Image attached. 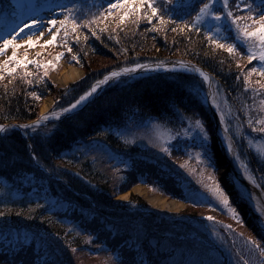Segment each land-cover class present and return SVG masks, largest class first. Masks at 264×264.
Listing matches in <instances>:
<instances>
[{
	"label": "trees",
	"instance_id": "1",
	"mask_svg": "<svg viewBox=\"0 0 264 264\" xmlns=\"http://www.w3.org/2000/svg\"><path fill=\"white\" fill-rule=\"evenodd\" d=\"M18 1L0 0V15L4 14L0 17V31L13 26L19 12L29 8L17 9V15H13L7 6ZM37 1L36 10L49 2L74 7L78 23L99 16L108 6V0ZM206 2L155 0L159 15L169 21L163 25L156 17L151 22L145 18L149 12L146 7L129 15L122 24L118 23V16L124 9L113 10L106 20L97 21L91 28L81 24L76 32H72L71 25L66 28L59 25L55 42L39 51L44 53L26 55L36 63H24L12 74L7 71L11 63L0 68L3 75L0 125L21 124L37 118L38 105L44 96L53 99V110L62 108L106 73L121 66L154 60L190 61L209 73L236 144L238 161L264 192V133L253 131L264 127V123H255L264 121V87H261L264 76L258 72L249 75L251 68L259 70L264 62L247 59L248 46L258 41H245L227 18L219 22L224 29L219 42L235 44L237 51L233 54L207 39L205 32L217 24L211 17L199 25V33L181 31ZM246 3L253 6L252 14L258 19L259 0H229V10L234 16H246ZM214 8L223 12V0H216ZM238 23L243 26L251 21ZM105 25L106 30L101 31ZM15 51L18 59L25 57V52L20 54L17 48ZM59 53L63 55L56 61L54 57ZM49 61L54 67L43 66ZM61 61L71 62L84 71L80 81L65 89L56 88L45 75L59 69ZM15 72L18 74L14 75ZM32 93L40 98L36 99ZM196 120L201 121L208 136L214 133L201 80L174 74L115 80L69 119L28 130L25 137L16 130H8L0 138V212L5 213L0 223L51 236L58 246L60 264H131L130 258L138 248L145 264H192V261L224 264V254L229 264H243L241 254L249 264H264V257L258 251H248L252 247L247 243L250 239L264 244V231L261 228L252 231L243 218L238 206L243 201L241 195L225 191L230 206L240 214V221L219 200L207 196L212 193L208 185L213 183L208 177L214 176L216 180L217 166L213 160L209 163L208 157H202L204 163L196 159V153L203 152L198 147L202 134L195 127ZM154 124H160L175 136L182 130L189 134L185 136L183 132L181 138L166 142L171 154L163 151L153 154L147 151V145L141 147L140 143L149 136ZM207 144L209 150L213 149L211 142ZM33 154L38 161L32 159ZM137 183L184 201L188 207L168 213L154 209L135 194L126 202L115 200L118 193ZM198 194L207 196L202 198V204L197 202ZM37 204L42 207L37 208ZM29 214L32 219L26 218ZM208 216L214 219H206ZM207 231H211L213 240ZM168 240L179 252L166 247ZM215 244L223 246L224 254ZM163 245L165 248L161 250ZM11 259V254L0 246V264Z\"/></svg>",
	"mask_w": 264,
	"mask_h": 264
},
{
	"label": "snow or ice",
	"instance_id": "2",
	"mask_svg": "<svg viewBox=\"0 0 264 264\" xmlns=\"http://www.w3.org/2000/svg\"><path fill=\"white\" fill-rule=\"evenodd\" d=\"M215 2L216 0H207L206 3H203L202 6L199 8V11L197 12L196 16L193 17L192 22L186 23L184 27L180 30L184 31L185 29H188L194 30L199 33L201 31L199 25L205 21L206 17H211V19L213 21H216L217 24L213 27H210L205 32L207 39L210 41V43L216 45V47L224 48L229 54H233L237 51V46L235 44H225L219 42V40L222 38L220 34L222 31H224V29L220 26L219 22L222 19L227 18L231 22V24L236 26L239 35L242 36L245 41L251 39L258 41V44H250L248 46V61L251 62L254 59H259L261 62H264V14H260L261 12H264V0H259V12H257L258 19L252 14L253 6L251 4H245V7L248 9V15L240 17L234 16L233 12L229 10V0H223V12L214 8ZM57 7H59L63 18L60 20L49 19L47 21V24L49 26H55L59 24L60 28H66L68 25H71L72 32H76L77 28L80 27L81 24L85 28H91V26L97 21L101 19L106 20L109 15L113 14V10L119 9H124L123 13L118 16V23L120 24H122L129 15L139 13L142 7H146L149 10V12L145 13V18L149 22L152 21L153 17H156L161 25L169 23V21L165 20L163 16L159 15V9L155 6V0H115V2H112V0H108L107 8L103 9L100 12L99 16H93L91 19L81 21L80 23H78L77 21L74 7L69 8L65 5H58ZM17 9H21V5L10 3L7 6V10H10L13 15H17ZM20 14H22V12ZM138 19L139 16L137 17V21ZM241 20L251 21V24L245 23L243 26H241L238 23ZM172 22L174 23V21ZM37 23L38 21L33 19L32 25L25 24V27L35 26ZM106 27L107 26L105 25V28H102L101 31L106 30ZM250 27L251 31L248 30ZM49 30L51 32V28ZM59 30L60 29H57L56 32H51V39L45 40L44 45L53 44L56 40V36ZM172 30L177 31L176 28ZM22 31L23 29H21V32ZM41 35H43V33H41ZM67 35L68 32L65 31V36ZM92 35H96L95 30L92 31ZM223 38L226 39V37ZM15 39V36H13L12 39H4L3 45L0 46V54L5 53L9 46H11L13 49L12 54L7 57V60L0 62V68H2L3 65L9 63L12 64V67H9L7 69L8 74H12L15 71L16 67L22 66L24 63H36V61H29L27 59V56L23 57L22 59L17 58L15 49L19 48L20 45L14 43ZM85 39H87V37H85ZM25 43L29 47L35 46L32 40L25 41ZM44 45H42V47ZM65 47H67V45H65ZM68 51L71 52V48H68ZM62 55L63 53H59L54 57V59L56 61H59ZM73 60L79 63V59L76 56H73ZM48 65H52L54 67L52 61L47 62V65L43 66L47 67ZM160 66L161 65L159 64L157 65V67ZM144 67H149V65L135 64L133 67H124L120 68L119 70H112L108 72L106 75L103 76L102 79L95 81L87 91H85L82 95L79 96L78 99L75 100L74 103H71L67 107L62 108L59 113L52 112L51 115L56 116L57 119H59L63 113H71L79 105L87 101L89 97L93 96V94L96 93L102 85H105L109 81L121 77L122 74L134 73L137 69ZM195 71L199 72L200 76L203 77L204 81H209V76L203 71H200V69H195ZM257 72L259 75L264 76V67L259 70L256 68H251L249 71V75ZM28 75H31V73H28ZM45 75H47V72H45ZM0 79H3V75H0ZM247 82V77H245V83L247 84ZM261 87H264V84H262ZM32 95L36 99L40 98L36 95V93H32ZM48 118V115H43L38 118V120L33 125H19L18 127L35 129L40 125L41 121L48 120ZM255 123L262 124L264 123V121L258 120ZM195 127L199 129V133L202 134L198 147L203 150V152L196 153V159L199 163H204L205 160L202 157H208V162L210 163L211 156L207 144L208 134L205 131L200 120L195 121ZM253 131L264 133V127L254 128ZM6 132L7 128L4 125H0V133ZM188 134V131L185 130L184 135L187 136ZM179 135L180 134L177 133L176 136L171 137V139H177L179 138ZM160 150L165 153L171 154L170 148L167 146L161 147ZM229 151H231V145H229ZM32 159L38 161V157L35 156V154H33ZM208 179L213 181L212 184L208 185L209 191H211L213 196L216 197L219 202L225 208L228 209L229 213L234 219L240 221V214L238 213L236 208L230 206L229 196L226 195L225 190L221 188L220 183L215 180L214 176H209ZM249 179H251V177H249ZM253 183H255V181H253ZM36 207L39 208L42 207V205L37 204ZM256 211L258 213V227L264 230V219H259V217H264V207L257 205ZM17 215H20V213H17ZM4 216L5 213L0 212V217ZM26 218L32 219V216L29 214L26 216ZM206 219L211 221L214 218L212 216H208ZM0 237L3 238L2 240H0V246L5 247L6 251L12 256V259L10 261H7L6 264H60V260L58 257V246L54 244L51 236L46 233L25 230L23 228H20L19 226L13 228L11 226H8L7 224L0 223ZM90 241L91 237H89V242ZM247 243L252 246L248 249L249 252L258 251L260 255L264 257V244H261L255 239H250ZM73 251H76V249H73ZM137 257H140L139 260H137ZM240 259L243 261V264H249V260L245 259L242 254L240 255ZM130 261L131 264H145L144 258L141 255V249L138 248L135 253L132 254ZM192 264H195V262H192Z\"/></svg>",
	"mask_w": 264,
	"mask_h": 264
},
{
	"label": "rangeland",
	"instance_id": "3",
	"mask_svg": "<svg viewBox=\"0 0 264 264\" xmlns=\"http://www.w3.org/2000/svg\"><path fill=\"white\" fill-rule=\"evenodd\" d=\"M29 1V0H28ZM33 19H35L36 21H38V23L35 25V26H29V30H28V33H27V35L25 36V37H23V38H20V39H18V40H16L15 42L17 43V44H19L20 45V47L19 48H17V50H20L21 52H20V54H23L24 52V56H28V55H35V53H37L38 52V54H42V53H44L45 51H42V53H40L39 51H41V48H42V45H44L43 43H44V41L45 40H49V39H51V32H55V30H53V31H51L50 32V27H49V25L47 24V21L49 20V19H53V13L52 12H50V13H44L43 15H30L29 17H26L25 19H24V21L21 23V25L22 26H25V24H27V25H32V20ZM41 33H43V35H41ZM7 34H10L9 36H15L16 35V32H14V31H10V32H8ZM28 40H32L33 42H34V44H35V46L34 47H29L26 43H25V41H28ZM3 45V42H0V46H2ZM36 50V51H35ZM38 50V51H37ZM12 52H13V49L11 48V47H9L6 51H5V53H3V54H0V62H3V61H6L7 60V57L8 56H10L11 54H12ZM12 65V64H11ZM26 65H28V63L26 64ZM65 66H75L76 68H78L76 65H74L73 63H71V62H67V61H61V63H60V65H59V69H57V70H55V71H52V72H50L48 75H46V77L50 80V82L56 87V88H58V89H65L67 86H69L70 84H74V83H76V82H78V81H80L81 80V78L82 77H84V71L83 70H81L80 68V70H81V75H80V77H78V79H76V80H74V81H72V82H70L69 84H67V85H65V86H60L58 83H56L55 81H54V79H53V77L56 75V76H58L60 73H61V71L64 69V67ZM18 74V72L16 73H14V75H17ZM14 77H16V76H14ZM251 81H253V80H251ZM1 87V86H0ZM2 87H3V84H2ZM1 87V88H2ZM46 98H49L50 100H51V106H50V108L46 111V112H44L43 114H46V113H50V112H53V106H54V101H53V99L50 97V96H44V97H42V99L40 100V103H39V105H38V110H37V113H38V116L40 115H43L42 113H40V109H41V106H42V104H43V101L46 99ZM150 132H149V136L146 138H144V139H142L141 140V147H142V145L143 146H145V145H147L146 146V148L148 149L147 151H151L153 154H157V153H159L161 150V147H163V146H165L167 143V141H171L172 139H171V137H175V135L172 133V132H170V131H167L163 126H161L160 124H154V125H152V127L150 128ZM185 130H182V131H179V138H181V136H182V134L181 133H183ZM193 132V130H191L190 131V134ZM192 137V136H191ZM190 137V138H191ZM212 137H213V135H210V136H208V141L209 142H211V144H212ZM154 145H155V147H154ZM149 146V147H148ZM151 146V147H150ZM154 147V148H153ZM212 148H213V144H212V146H211ZM144 148V147H143ZM157 148V149H156ZM209 152H210V156L212 157V154L211 153H213L214 152V148L213 149H210L209 150ZM163 165H166V163L164 162V164ZM216 165V164H215ZM218 165V164H217ZM216 180L220 183V185H221V188H223L225 191H227V190H229V188L226 186V185H224L223 184V180H222V178L220 177V175H219V168H217V171H216ZM141 188V189H143V190H151V191H153V192H155V193H160V192H158L156 189H154V188H152L151 186H149V185H146V184H141V185H133L132 187H130L129 189H127V190H124V191H122V192H120V193H118L116 196H115V200L116 201H119V202H126L128 199H129V197H130V195L131 194H135V195H138V196H140L148 205H150L151 207H153L154 209H157V210H160V211H167L168 213H178V212H181L182 210H184L185 209V207H188L187 205V203L186 202H184V201H179L181 204H182V208L181 209H179L178 211H168V210H165V209H161V208H158V207H154L151 203H149L148 201H147V199L144 197V194L143 193H140V192H138V191H135L136 190V188ZM206 187V185H203V189H206L205 188ZM225 188H228V189H225ZM199 195V196H198ZM198 195H195L199 200H197V202H198V204H202V198H207V196L210 198V199H212V200H214V201H216V200H218L216 197H214L213 196V194L211 193V194H209V195H205V194H198ZM163 196V195H162ZM164 197H168V198H170L169 196H164ZM170 199H173V198H170ZM169 199V200H170ZM173 200H175V199H173ZM147 223V222H146ZM166 247L167 248H170L171 247V242L168 240V241H166ZM172 246H173V244H172ZM171 248H174V247H171ZM177 252H179V250L177 249V248H174ZM175 251V252H176ZM213 254V253H212ZM213 258H216V259H218V256L214 253L213 254ZM178 258H180V253H178ZM198 258V259H197ZM193 259H195V258H193ZM200 259V257H196V260H199ZM208 259V256H206V258H205V260H206V262L208 261L207 260ZM177 261H180V259L179 260H177ZM192 262H195V261H192ZM191 262V263H192Z\"/></svg>",
	"mask_w": 264,
	"mask_h": 264
},
{
	"label": "water",
	"instance_id": "4",
	"mask_svg": "<svg viewBox=\"0 0 264 264\" xmlns=\"http://www.w3.org/2000/svg\"><path fill=\"white\" fill-rule=\"evenodd\" d=\"M149 65V67H144V68H139L137 69L134 73H126L122 75H140V74H150L153 72H183V73H190L193 75H197L198 77H201L199 72L195 71V69H200V71H203L205 74H207L202 68L188 62H183V61H170L167 63H159L161 65L160 67H157L158 64H146ZM121 75V76H122ZM208 75V74H207ZM203 78V77H201ZM206 90H207V96H208V102L212 108V115L214 116L215 124L218 130H222L224 134H226L224 123L222 122L219 114L216 112V106L214 102V99L212 97V85L210 80L209 81H204ZM104 85L101 86V88ZM100 89L97 90V93L100 92ZM92 100V97H89V99L85 102H83L81 105H79L76 109H74L71 113H63L59 119H57L56 116H53L48 114V120L41 121L40 125L43 123L47 122H52V121H60L65 118H68L69 116L77 113L84 105V103L90 102ZM60 112V111H59ZM56 112V113H59ZM40 118V117H39ZM36 120H32L28 123L25 124H17L15 122H9L5 124L4 126L6 128L12 127L16 128L18 130L20 129H26V128H20L18 127L19 125H33ZM3 133H0V136ZM229 145H231V151H229ZM217 148L215 147V150ZM219 159H221L223 162L228 167V170L239 180L240 184L245 188V190L248 193V196L251 197L250 199L255 202L257 205L264 207V194L253 184L251 179L243 172V170L240 168L238 165L236 158H235V153H234V145L227 136V144L222 145V147L219 148Z\"/></svg>",
	"mask_w": 264,
	"mask_h": 264
},
{
	"label": "bare ground",
	"instance_id": "5",
	"mask_svg": "<svg viewBox=\"0 0 264 264\" xmlns=\"http://www.w3.org/2000/svg\"><path fill=\"white\" fill-rule=\"evenodd\" d=\"M80 75H81V70L79 68H76L75 66H65L64 69L61 71V73L58 76L55 75L53 79L60 86H65L69 84L70 82L78 79ZM50 106H51V100L49 98H46L43 101V104L40 109V113L43 114L44 112H46L50 108ZM215 142H216L217 149L213 152L212 156L216 158V162L220 166L219 175L222 178L224 185L228 186V182L226 179L227 171L225 170L222 160L219 159V151H220L219 138L216 139ZM135 191L143 193L147 201L151 203L154 207H158V208L165 209L168 211H175V212L182 208V204L180 202L169 200L168 198L162 196L161 194L155 193L151 190H147V189L143 190L138 187L136 188Z\"/></svg>",
	"mask_w": 264,
	"mask_h": 264
}]
</instances>
